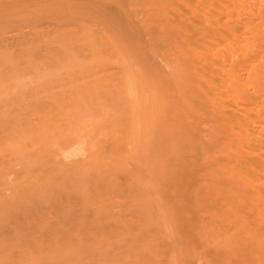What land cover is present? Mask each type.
<instances>
[{
    "label": "bare ground",
    "instance_id": "bare-ground-1",
    "mask_svg": "<svg viewBox=\"0 0 264 264\" xmlns=\"http://www.w3.org/2000/svg\"><path fill=\"white\" fill-rule=\"evenodd\" d=\"M120 1L0 35V264H264V0Z\"/></svg>",
    "mask_w": 264,
    "mask_h": 264
},
{
    "label": "rangeland",
    "instance_id": "rangeland-1",
    "mask_svg": "<svg viewBox=\"0 0 264 264\" xmlns=\"http://www.w3.org/2000/svg\"><path fill=\"white\" fill-rule=\"evenodd\" d=\"M72 17L75 23H67ZM56 21L66 23L60 26L87 27L92 35H97L101 44L104 38L100 31L103 29L120 41L134 43L138 49L141 47V43H137L142 37L141 27L137 26L134 17L128 15L120 0H0V35L5 37L3 39L20 34L16 39L33 42L30 37L37 30L51 31ZM39 41L33 42L39 44L38 51L53 49L50 36Z\"/></svg>",
    "mask_w": 264,
    "mask_h": 264
}]
</instances>
